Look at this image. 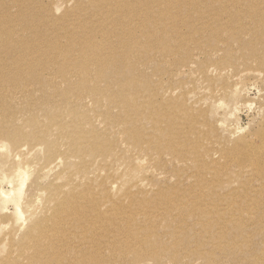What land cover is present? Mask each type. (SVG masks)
<instances>
[{"label": "bare ground", "instance_id": "obj_1", "mask_svg": "<svg viewBox=\"0 0 264 264\" xmlns=\"http://www.w3.org/2000/svg\"><path fill=\"white\" fill-rule=\"evenodd\" d=\"M47 1L0 0V68L10 69L9 75H0L1 115H8L9 111L18 113L15 107L20 102L13 104L3 99L8 96L24 99L18 113L22 115L21 123L15 119L11 128L0 127V132L5 137L9 135L13 145L22 141L30 143L10 145L11 148L0 144V148H5L1 149L0 170L12 172L5 179L16 185L15 190L13 187L9 191L4 187L1 190L14 202L23 224L22 229L5 231V220L0 221V264H166L167 259L169 264H189L194 255L211 264L220 260L216 250L230 257V264H264V230L260 222L264 218V194L259 195L257 186L253 185L255 179H264V131L258 134L261 140L258 145L247 139L244 132L248 125H238L239 117L235 113L243 98V87H233L251 71H256L257 78L264 81V54L257 45L262 39H256L245 58L233 57L229 61L221 56L206 61L203 73L199 68L202 78L217 84L206 93L205 90L204 95L194 90L189 104L183 97L174 100L184 95L173 97L174 93L169 92L165 96L161 89L152 92L146 74H140L137 65L158 64L156 58H163L160 51L165 57L172 56L180 43L177 44L169 25L179 30L191 25L192 11L204 24L210 23L209 13L215 11L212 6L216 0H74L75 4L61 17H56ZM168 1L188 6L173 11ZM219 1L223 5L216 7L217 11L229 9L231 15H239V11L233 10L234 4H253L257 0ZM239 10L249 16L264 14V8L255 5L249 8L243 5ZM147 14L151 16L149 27L144 25ZM131 16L133 21L127 20ZM225 23L247 29L241 17H230ZM155 26L154 34L150 28ZM142 27L144 31L139 35L137 30L141 31ZM221 50L224 47L218 45L204 53ZM253 59L255 67L250 63ZM124 64L133 71L132 76H122L123 72H119V66ZM112 66L115 68L111 69ZM38 70H46L42 73L47 75L41 76ZM15 74L20 81L33 79L38 84L34 94L40 99L36 103L30 99L33 93L18 92L23 86H18ZM57 78L60 83L54 84ZM2 93L6 96H1ZM223 96L227 108L222 117L214 119L219 105H224L220 100ZM168 114L169 118L163 121ZM177 115L188 118L190 131L194 133L192 152L201 156L197 159L189 153L186 159L191 158L192 163L205 160L197 165L206 168L216 162L214 156H209L215 150L210 151L203 143L208 137L216 140L222 154H229L228 169L233 170L226 174L229 176L226 183H232L229 192L212 190L207 196L199 191L206 185L200 188L191 185L187 187L188 194L186 189H180L177 191L183 193L175 195L173 188L174 197L167 196L169 200L161 213V207L152 197L151 200L139 198L129 192L125 193L130 197L128 204L120 199L112 200L105 190L113 184L112 174L106 175L100 194L88 185L94 181L88 179L91 173L99 176L103 170L109 172L120 158L130 162L134 156L143 157V150L151 149L173 153L174 142L170 137L173 134H168ZM10 119L8 123L12 122ZM229 120L231 125H238L240 134L233 141L234 129L227 135L221 132L231 128L227 125ZM121 140L127 145L125 150L115 147ZM124 151L129 155L125 156ZM110 154L118 156L108 161ZM128 172L133 174L131 170ZM211 173L214 176L215 169ZM76 176L80 177L79 181ZM245 177L251 183L240 185ZM44 178L46 183L42 181ZM214 178L217 182L223 179V174ZM78 195L87 200L85 205L80 206ZM241 197L245 199L238 202ZM160 214L164 223L171 224L170 244L158 236L160 233L155 228L141 231V219H145V226H153L157 223L153 216ZM63 216H67L65 226ZM188 219L196 221L190 223ZM71 222L81 229H69ZM192 241L197 247L191 248Z\"/></svg>", "mask_w": 264, "mask_h": 264}, {"label": "rangeland", "instance_id": "obj_2", "mask_svg": "<svg viewBox=\"0 0 264 264\" xmlns=\"http://www.w3.org/2000/svg\"><path fill=\"white\" fill-rule=\"evenodd\" d=\"M161 1L163 0H160V2ZM47 2H49L53 6L56 17L63 16L65 11H67L68 9H71V7L75 4L74 0H69V1L49 0ZM167 4L169 5L170 9L173 7L172 8L173 11H176V7L186 9L188 6L186 4H169V1ZM222 5L223 4H221L219 0H216V2H214V6H212V8L215 9V11L209 13L210 23L208 24H204L201 21V19L196 16V12L192 10H191L192 12L190 13L191 19L189 20L191 22V25L186 24V26L181 27V30H179L175 26L169 25L168 23H166L167 25H169V28H171L174 31L177 44L180 43L178 44V47L175 48L176 50L173 52V55L170 57H165L160 51L159 54L163 58L162 59L156 58L157 61L159 62L158 64L155 65V64L143 63L142 65L140 64L137 65L138 70H140V74H146L145 75L147 77L146 80L150 82L149 85H150V89L152 92H157L158 89H161V92L162 90L164 91L165 96L169 92L174 93L173 97H177V95H184V96H179L178 98L174 100H177L180 97H183L187 100V102H189V104H191L190 101H192L193 99L192 92L194 90H197V91L199 90L200 92L198 91L197 93H199L200 95L201 94L204 95L207 92L208 88L212 90L215 87V84H217V83L214 84L210 82L209 79H207L206 81L204 80V78H202V73H203L202 67L204 66V63L206 61H209L212 58L216 59L221 56H225L226 58H228L229 61H232L233 57L245 58L247 57L248 48H250L251 45H253V43L256 42V39L258 37L262 39L261 41L262 43L259 42L257 45L260 48V53L262 55L264 54L263 53L264 14H263V17L249 16V15L244 14V12H242L243 10H239L243 5H245L246 8H249L252 5L253 6L255 5L256 7L260 6V8L263 9L264 0H257L256 2H253V4H249V3L244 4L243 2H237V4H234L236 8H234L233 10L239 11L238 12L239 15H231L229 9L224 10V11H217L216 7H220ZM230 8H232V5H230ZM150 17H151L150 14L146 15L145 20H144L145 26H148V20ZM230 17L234 19L241 17L242 20L247 23V27H246L247 29H241L239 26L230 25L228 23L223 24V21L228 20ZM167 18H170V16H168ZM69 19L72 21L73 15H71ZM127 20L133 21V17L132 16L127 17ZM206 26H210V27L205 28ZM223 28H228V30H220ZM243 30H246V32L240 33V31H243ZM143 31H144L143 27L141 31L137 30V32H139V35H141ZM150 31L155 34L156 26L153 28H150ZM219 33H222V34L219 37H217L216 35ZM218 45L224 47V50H221L220 52H205L204 53V51L210 50L212 47H216ZM258 47L256 48L258 49ZM250 63L251 65L255 67L256 61L254 59L251 60ZM124 65L126 66H122V65L119 66V72H123L122 76L124 75L132 76L133 71L127 68V64H124ZM189 66H191L192 69H190ZM200 67L202 68V73H200L199 71ZM114 68H115L114 66L111 67V69H114ZM126 68L129 70H127ZM45 71L46 70H38L37 72L41 76H45L47 75V73H42ZM256 73H257L256 71H251L248 75H246L245 79L239 80L240 83H238L237 85H234L233 87L235 88H237V86L243 87L242 89L243 98L241 99V102H239L240 106H238L237 108L238 112H236L237 110L235 111L236 116L239 117L238 125L240 124L241 127L248 125L247 126L248 128L244 132V134L247 135L248 140H252L253 142L255 141L254 143L257 142L256 145H258L260 144L259 142H261L258 134L259 132L264 131V110H263L264 109L263 108L264 107V81H261L260 79H258L257 78L258 76L256 75ZM1 74L9 75L10 69L8 67H6V69L0 68V75ZM15 78L18 83V86L19 85L23 86V88L20 89L18 92L21 93V95L25 93H30V94L33 93L30 99H32V102L36 103L40 99V98L35 97V94H34L36 89H38L37 87L38 84L35 83L33 79L30 80V82L20 81L16 77V74H15ZM208 81L211 84H209ZM53 83L54 84L60 83V79L57 78V81H53ZM218 84L220 83L218 82ZM190 93H192V95ZM1 96H6V93H2ZM57 98L63 101L61 97H57ZM160 99L162 100V98ZM12 100H17V101H12ZM23 100L24 99L20 96L16 98H9L8 96L5 99H3V101L5 102H10L13 104L20 101L18 103V106L15 107L18 110V113L20 112L19 106L23 105L22 104ZM220 100L222 101V103H224V105H219V107L221 108L218 107L219 108L218 116L217 118L214 117V119H218L222 117L224 110L227 108V107H224V106H227L225 96H223V98H221ZM45 102L47 103V101ZM197 105L199 106L200 104H197ZM88 109H91V106H89ZM18 113H16L15 111H9L8 115L2 116L1 114H3V112L0 111V127H10L11 128V124L15 121V119H16V122L20 124L21 123L20 118L22 115ZM90 114L92 115V112H90ZM93 116L94 115H92V117ZM169 116H170L169 114L165 116L163 118V121L167 120ZM9 119L10 121H12L11 123H8ZM96 122L98 123L99 127L101 128L103 127L101 123H99L98 121ZM171 122L173 126L170 128L171 132L168 135L170 136L171 134H173L172 136H170L171 138H173V142H174L173 153L170 151H165V152L160 151L158 153V150L151 149V150H147L146 152L143 150L142 151L143 152L142 155H144L143 157L137 158L134 156L130 162H128L126 159L120 158V161L117 163V165L113 166L112 169L109 170V172L103 170L101 171V174H99V176H94L91 173L88 176V179L91 180L94 178V181H92V183L88 182V185L92 186L95 189V191L98 194H100L101 190L103 189L104 183L106 181V175L112 174L114 176L113 184H111L112 186L105 187V190L112 195L113 197L112 200L120 199L128 204L130 203V201L128 200L130 197H128L125 193H129V192L134 193L137 197L140 196L139 198L150 197L149 199L151 200V197H152L153 199L152 201L157 200L158 206L161 207L162 209L161 213H163L164 211L163 208L164 206L166 207V204L169 200V199H166L168 198L167 196L169 194H171V197H174V194L176 192L177 194L183 193V191L181 192L177 191L180 189L181 190L186 189L185 191H187L186 193L188 194L187 187L189 189L191 185H193L194 187H199V188H200V185L201 186L206 185L205 187H203V190H206L207 192L203 190H199V191L200 192L202 191L204 195L207 194V196H208V193H210L212 190H218V191L220 190L219 191L220 193L229 192L230 189H228V186L232 183H228V184L226 183V181L229 180V176L227 177L226 174L228 173L230 174L233 171L232 170L230 172L228 169V166L230 163L229 157H228L229 154L223 153L224 154L223 155L222 151H220L219 149L221 147L216 142V140H214L212 137H208L207 138L208 141L207 142L204 141L203 143L204 145H207L209 147L210 151H212L213 149L215 150V153H210L209 156H214V159H217V161L212 162L211 164L208 165L209 168H212L209 171H208L209 168H206L204 165H197L205 160H200L198 162L192 163L191 158L186 159L189 153L190 155H192L194 158L196 157L197 159L201 156H195L192 152L191 135L194 133L190 131V127H189L190 122L188 118H186V116L177 115L174 117V120H172ZM229 122L230 120L227 122L228 124L227 123L226 124L228 125V127H231V128H229V130H223V131L221 130V132L223 133V135H225L227 132L228 134H230L231 129L232 130L234 129L233 136L234 135L235 136L232 137L233 139H231L233 141L234 139H236V137H240V134L238 132V127H237L238 125L237 124H236L237 126H235L234 124L231 125L232 123L231 122L229 123ZM147 131H148V128H146V132ZM160 134H163V132H161ZM112 135L115 136V134H112ZM125 137H126L125 134H123L124 139ZM159 140H161L160 141V144H161L163 142V135L162 137L159 138ZM2 143H5L9 148H11V146H19L21 144L30 145V143H27V141H22V143H20L19 145H13L11 143V138L9 137V135L5 137L2 134V132H0V144ZM144 146H147V144L144 143ZM115 147H117L119 150L121 149L125 150L127 148V145L121 140V142H119V144H117ZM130 147L132 146L130 145ZM1 149L5 150V148L4 147L0 148V156L3 154V150ZM124 154L125 156L129 155L128 152L126 151H124ZM115 156H118V155L110 154L111 158H109L108 161H111ZM72 160L76 161L75 159H72ZM187 166H189L190 168H188ZM234 167L235 169L238 168L236 165H234ZM214 169H215V174L213 176V173L211 172H213ZM129 170L133 171L132 175L129 174L128 172ZM206 173L208 177L206 175L207 178L206 177L203 178L202 176ZM11 174L12 172L10 171L7 172L6 170H0V221L5 220L3 223V225L6 226L5 231H7L6 229L15 230V228L16 229L23 228L22 221L17 215V212H16L17 209H16L14 202L9 200L8 197L6 198L3 195L2 190H1L2 187L7 189L8 191L12 189V187L14 190L16 189L15 183H10L9 181L5 179L7 176H10ZM222 174H223V179L227 177L225 179V182L221 183L223 179H220L219 181L216 182V179L214 177L218 178L219 176H222ZM209 176H211V178ZM76 179L79 181L80 177L76 176ZM42 181L43 183H46L47 179L44 178ZM254 181H257L255 182L256 184H253ZM254 181L252 180V184L254 186H257L259 190V195H263L264 194V190H263L264 179L259 178V179H255ZM136 183L141 184L142 188L139 185H136ZM244 183H251V182H249L248 178L245 177V179H243V182L240 183V185ZM209 184H211V186H209ZM234 184L237 185V183H234ZM130 187L132 188L128 189ZM79 188L84 189V187H79ZM173 188L175 189V192L173 191L172 193L174 194L172 195L171 191ZM193 191H192V194H194ZM162 192L165 194L164 197H162L163 196V194H161ZM200 196L202 195L200 194ZM76 199L80 202V206L85 205L87 203V200L85 198L81 199V195H78V198ZM244 199L245 197L244 198L241 197V199L238 202ZM109 205H110V202H109ZM150 212L151 211H148V213ZM138 213L146 214V212L144 211H140ZM173 215L175 214L173 213ZM257 216L259 218L258 214ZM153 217L155 218L157 222V223L155 222L156 225H153V226H145L144 225L145 219H141L143 221V224H142L143 227L141 231H144L147 227L151 229L155 228L157 230V234L160 233L158 236L159 237L161 236L160 238L164 237L165 241L170 244L173 240L171 235H169L171 224L164 223L162 220L161 214L160 216H153ZM66 218L67 216L62 217L64 226L66 223ZM263 219L260 218V222L264 224ZM188 220L190 223H192L193 221H196V219H188ZM263 224H262L261 229L264 230ZM173 225L175 226V222ZM259 225L261 226V224ZM120 226L123 228V226H126V224H123V226L122 225ZM68 228L71 230L77 229V231L81 229V227H78L77 224L73 222L68 224ZM131 230H134V229H131ZM161 231H164V232H161ZM258 239L260 241V245H263L262 240L260 238H257V241ZM193 245L197 247L194 241H192L191 243V248H194ZM216 255L219 256L220 260H218V262L215 261L214 263H211V264H230L231 258L226 256L225 254H222L220 250L219 251L216 250ZM197 256L194 255V257H191L192 259L189 264H191L192 262L194 264H205L203 260L199 258V255ZM169 261L170 260L167 259L166 264H169ZM142 264H146V263L143 262ZM147 264H153V263L149 262Z\"/></svg>", "mask_w": 264, "mask_h": 264}]
</instances>
